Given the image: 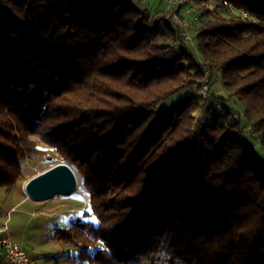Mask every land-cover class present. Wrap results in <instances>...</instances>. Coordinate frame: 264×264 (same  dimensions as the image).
I'll list each match as a JSON object with an SVG mask.
<instances>
[{"label": "trees", "instance_id": "16d2710c", "mask_svg": "<svg viewBox=\"0 0 264 264\" xmlns=\"http://www.w3.org/2000/svg\"><path fill=\"white\" fill-rule=\"evenodd\" d=\"M193 2L199 61L187 5L0 0V189L51 153L89 196L49 262L264 264V0Z\"/></svg>", "mask_w": 264, "mask_h": 264}, {"label": "rangeland", "instance_id": "374dc122", "mask_svg": "<svg viewBox=\"0 0 264 264\" xmlns=\"http://www.w3.org/2000/svg\"><path fill=\"white\" fill-rule=\"evenodd\" d=\"M140 1L154 10L161 7L159 0ZM190 7L194 8L189 9L183 7V11L175 19L177 24L181 26L183 34L190 38L186 42L187 48L193 54L194 58L199 61L200 57L193 42V27L190 22L197 15L198 11L194 2ZM209 92L217 98L227 100L229 107L235 110L240 116L241 123L245 124L243 109L238 103H234V99L230 100L229 94L223 87L219 72H214L210 76L206 96L209 95ZM177 101L178 97L173 96L168 101L162 102L159 107H166ZM246 139L249 142L253 141L251 137L248 138L246 136ZM58 162L61 161H58L51 153L40 157L37 161H25L23 163L25 180L20 185L22 191L24 192V185L29 179ZM21 196L19 185L10 191L0 189V223L6 224L10 229L8 236L12 243L19 244L26 250L30 259L33 260L32 264H50L51 262L48 260L62 252L65 256L75 257L78 248L75 245H65L54 241L52 239V233L57 227H68L74 221H88L83 216L84 211L89 209V196L87 192L80 189L69 195H56L49 200L44 208L38 207L37 204H32L29 207L18 205V199ZM13 207L14 210L7 214ZM93 222L95 223L96 219Z\"/></svg>", "mask_w": 264, "mask_h": 264}, {"label": "water", "instance_id": "95a60500", "mask_svg": "<svg viewBox=\"0 0 264 264\" xmlns=\"http://www.w3.org/2000/svg\"><path fill=\"white\" fill-rule=\"evenodd\" d=\"M74 170L65 162H58L29 179L24 185L25 195L32 201H45L56 195H69L78 189Z\"/></svg>", "mask_w": 264, "mask_h": 264}, {"label": "built area", "instance_id": "2783aa9c", "mask_svg": "<svg viewBox=\"0 0 264 264\" xmlns=\"http://www.w3.org/2000/svg\"><path fill=\"white\" fill-rule=\"evenodd\" d=\"M166 5V9L179 8L182 5H191L189 0H160ZM227 5L226 2H224ZM247 13V11H244ZM187 40H190L188 36H185ZM207 85L203 86V94L206 96ZM3 235L0 237V254L3 257L4 264H30V259L26 250L23 247L13 244L9 236L7 235V228L5 227L1 231ZM54 264V263H50Z\"/></svg>", "mask_w": 264, "mask_h": 264}, {"label": "crops", "instance_id": "0c3cea01", "mask_svg": "<svg viewBox=\"0 0 264 264\" xmlns=\"http://www.w3.org/2000/svg\"><path fill=\"white\" fill-rule=\"evenodd\" d=\"M159 2H161L160 0H159ZM164 7H166V5L164 4V2H161V7L160 8H158V9H162V8H164ZM183 7H187V8H189V9H191L190 8V6L189 5H187V6H183ZM182 7V8H183ZM151 8V7H150ZM152 9V8H151ZM183 10L181 9V12H182ZM19 190H20V192H21V197L18 199V205H20V206H22V205H25L26 207H29V206H32V204H37V206L38 207H41V208H44V206H46V204L49 202V200L50 199H48V200H45V201H32V200H30L26 195H25V193L22 191V189L19 187ZM41 202V203H40ZM14 210V207L13 208H11L8 212H7V214L11 211H13ZM7 228V235H8V233H9V231H10V229L6 226V224H2V223H0V237L3 235V233L1 232L2 231V229H4V228ZM53 234V233H52ZM16 245H18V246H21V245H19V244H16ZM22 247V246H21ZM63 253V252H62ZM61 253V254H62ZM29 256V255H28ZM29 259H30V257H29ZM33 263V260L32 259H30V264H32ZM0 264H4V260H3V257H2V255L0 254Z\"/></svg>", "mask_w": 264, "mask_h": 264}, {"label": "bare ground", "instance_id": "6f19581e", "mask_svg": "<svg viewBox=\"0 0 264 264\" xmlns=\"http://www.w3.org/2000/svg\"><path fill=\"white\" fill-rule=\"evenodd\" d=\"M190 2H191V5L193 4V0H189ZM191 8H194V7H191ZM244 11H246V10H244V9H240L239 11H238V13L240 14V16L242 17V18H248L249 17V13L247 12V13H244Z\"/></svg>", "mask_w": 264, "mask_h": 264}, {"label": "snow or ice", "instance_id": "6c2138e0", "mask_svg": "<svg viewBox=\"0 0 264 264\" xmlns=\"http://www.w3.org/2000/svg\"><path fill=\"white\" fill-rule=\"evenodd\" d=\"M89 211H91V209H89ZM92 219H93V221H95V218L94 217Z\"/></svg>", "mask_w": 264, "mask_h": 264}]
</instances>
